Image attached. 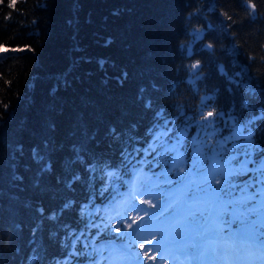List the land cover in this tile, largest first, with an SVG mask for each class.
Wrapping results in <instances>:
<instances>
[{
  "label": "trees",
  "instance_id": "obj_1",
  "mask_svg": "<svg viewBox=\"0 0 264 264\" xmlns=\"http://www.w3.org/2000/svg\"><path fill=\"white\" fill-rule=\"evenodd\" d=\"M0 48V264L142 250L107 209L139 169L169 184L214 158L239 173L220 229L261 232L264 0H0ZM145 181L138 202L163 205Z\"/></svg>",
  "mask_w": 264,
  "mask_h": 264
},
{
  "label": "rangeland",
  "instance_id": "obj_2",
  "mask_svg": "<svg viewBox=\"0 0 264 264\" xmlns=\"http://www.w3.org/2000/svg\"><path fill=\"white\" fill-rule=\"evenodd\" d=\"M1 53H2V48H0V54ZM138 177L140 176H137L136 179ZM148 177H149L148 179L152 178L151 175H149ZM192 178H193V175H191L190 173L188 175L186 182H184V186H186V184H188ZM184 186L183 184L180 183L176 187V189H174V191L170 194L172 201H175L176 203V207L177 208L181 207L182 208L181 210H177L175 212H172L170 215L163 217L162 220H159L158 224L156 223L154 225V223L150 222L144 225V229H147L148 231L149 230L151 231L153 226H155L156 230L160 228H164V231L162 233L163 235L167 236V238L165 240H162L161 238H154L150 243L151 247H149L150 251H153V249H156L155 251H153V255L157 253V256H159L158 258L161 260V264H179L177 263L176 258L174 256V250L176 248L185 249L186 248L185 244L184 245L179 244V242L181 241V238H183V236L186 235L187 233L196 232V227L194 226L195 225L194 223L191 224L188 221H182L183 219L177 220V217L184 216V211H183L184 209L191 210V207L195 204L192 202H191L192 204L189 202H186V198L183 199V191L185 189ZM190 197H193V196L191 195ZM127 200L133 201L134 199L132 196H127ZM117 208L119 209L120 205H118ZM134 208L138 212L140 217L143 214H148L150 216L149 220L153 217V211L143 212L144 211L143 207L134 206ZM218 208H219L218 204L213 205L211 208V212L215 211L216 213ZM194 217H196V215H194ZM144 219L142 220L143 224L147 220V219L145 220ZM217 221H218V218L208 220L205 224L202 223L201 228L197 231L200 233L201 250L207 249L206 254L202 258L194 259L196 262H198V264H215L214 262L215 255L213 254L212 249H216L217 246L220 244V242L218 241L206 242L204 238L209 234L219 237L220 233H218L217 230L214 229L215 228L214 225L217 223ZM244 236L247 238L248 246L244 245L243 240L239 238L238 241L224 243L223 244V247H225L224 249L233 250V252H235L237 254V257L241 260L242 264H256L257 260H260L259 263H261L262 261L264 264V256H263L264 238H259V239L254 238L251 233H248L247 235H244ZM157 243L159 244V246L155 247L154 245ZM110 247L113 249L112 259H113L114 264H131V262L129 261L127 257H125L122 253H118L119 248H117L116 245H113V246L111 245ZM248 250H251L253 254H251V252H249ZM257 250L260 253L259 254L260 258H263V259L258 258L256 260L255 255H256ZM110 262L111 260L108 257L106 260V263L111 264Z\"/></svg>",
  "mask_w": 264,
  "mask_h": 264
},
{
  "label": "snow or ice",
  "instance_id": "obj_3",
  "mask_svg": "<svg viewBox=\"0 0 264 264\" xmlns=\"http://www.w3.org/2000/svg\"><path fill=\"white\" fill-rule=\"evenodd\" d=\"M11 6H14V4L11 5ZM251 7L255 8L256 5L252 4ZM199 35H200L199 32L194 33V36L198 37ZM206 47L211 48L212 45L209 44ZM189 54H191V49L190 48H189ZM198 64H199V61H197V64L193 65L192 67L195 69ZM215 115L216 114L213 111H209V112L206 113L205 120L208 121V118H213ZM249 145H250V152L254 153V152H256L257 150L260 149V145L259 144H256V143L251 141V134L249 136ZM262 154H264V152H262ZM194 155L195 156H199L201 159H207V157H205L204 154L201 151H198V150H194ZM33 157L35 159H37L38 161L43 160V157L38 154L36 149H33ZM195 163H196V161L194 159L193 160V164L195 165ZM178 171H180L182 173L184 171L183 167H180L178 169ZM212 172L213 173H216V172L220 173V176H214L211 173H210V176H209V178L212 180L213 183H215L216 185H220L221 186L220 189L217 190L219 194H226V188H227V185H228V183L230 181V178L233 175H239V173H230V172H228L226 170H222L221 168H214V169H212ZM221 176L223 177V179L220 178ZM261 182L264 183V168H262V170H261ZM254 199H255V194H253L252 196L248 197V200H254ZM245 203H247V201H245ZM242 224H243V221H242ZM128 227H131V225H128ZM117 230H119V229H117ZM148 243H151V241H149ZM141 247H143V245H141ZM192 249H193V251L195 253V255H193L191 257L192 259L202 258L207 252V249L201 250V248L198 245H196V244L192 245ZM212 252H213L214 255L217 256L218 259L225 261V264H231L232 257H230L227 253H224L222 255L216 249H212ZM145 255H147V253H145Z\"/></svg>",
  "mask_w": 264,
  "mask_h": 264
},
{
  "label": "water",
  "instance_id": "obj_4",
  "mask_svg": "<svg viewBox=\"0 0 264 264\" xmlns=\"http://www.w3.org/2000/svg\"><path fill=\"white\" fill-rule=\"evenodd\" d=\"M138 225V223H134V226H137Z\"/></svg>",
  "mask_w": 264,
  "mask_h": 264
}]
</instances>
